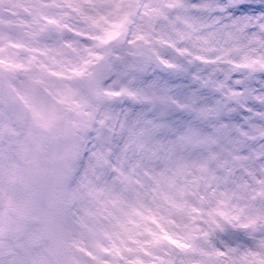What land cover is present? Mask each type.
<instances>
[{
    "label": "clouds",
    "instance_id": "9594fccd",
    "mask_svg": "<svg viewBox=\"0 0 264 264\" xmlns=\"http://www.w3.org/2000/svg\"><path fill=\"white\" fill-rule=\"evenodd\" d=\"M216 2L223 22L199 0H0V264H214L200 253L230 218L264 228V197L191 166L209 131L184 108L191 77L222 96L239 83L237 100L264 88V28L233 23L264 0Z\"/></svg>",
    "mask_w": 264,
    "mask_h": 264
},
{
    "label": "snow or ice",
    "instance_id": "6c2138e0",
    "mask_svg": "<svg viewBox=\"0 0 264 264\" xmlns=\"http://www.w3.org/2000/svg\"><path fill=\"white\" fill-rule=\"evenodd\" d=\"M199 2L205 8L221 13L216 17L217 22H223V13L230 7L216 0ZM244 21H255V26L264 28V14L243 17L242 21L233 23L244 31L247 28ZM191 79L196 83L191 85L192 91L184 108L195 113L209 129L195 133V146L202 149L203 154L193 160L191 166L198 168L208 186L221 191L222 195L230 198L264 197V127L257 123L264 120V88L248 87L250 99L237 100L233 98L236 94H245L239 83L231 89V94L222 96L219 87L209 81L201 80L198 75ZM149 219L156 223L155 218ZM228 223L235 229L231 239L221 241L211 253L201 251L200 254L211 255L214 264H264V228L257 231L254 227L256 220H245L241 216H233ZM161 238L174 246L177 253L189 247L166 232ZM140 251L151 255L143 248ZM129 264H143V261L136 258ZM154 264H189V261L186 254H170L154 257Z\"/></svg>",
    "mask_w": 264,
    "mask_h": 264
}]
</instances>
